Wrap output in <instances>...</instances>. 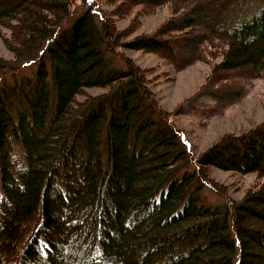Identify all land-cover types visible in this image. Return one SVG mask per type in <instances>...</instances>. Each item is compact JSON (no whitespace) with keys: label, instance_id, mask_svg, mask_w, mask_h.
Returning a JSON list of instances; mask_svg holds the SVG:
<instances>
[{"label":"trees","instance_id":"trees-1","mask_svg":"<svg viewBox=\"0 0 264 264\" xmlns=\"http://www.w3.org/2000/svg\"><path fill=\"white\" fill-rule=\"evenodd\" d=\"M84 4L0 0V264H264V121L196 154L122 51L216 50L211 77L264 76V0H121L173 10L129 40ZM210 165L260 182L235 199Z\"/></svg>","mask_w":264,"mask_h":264},{"label":"rangeland","instance_id":"rangeland-1","mask_svg":"<svg viewBox=\"0 0 264 264\" xmlns=\"http://www.w3.org/2000/svg\"><path fill=\"white\" fill-rule=\"evenodd\" d=\"M255 1L257 2L253 0V3ZM120 2L121 0L112 3L106 0H87L86 5L92 6L96 14L110 13L117 29H130L124 36L126 40L153 32L173 13L169 4L155 9L137 4L125 10L119 8ZM76 3L79 5L80 1ZM200 28L201 24L196 28L197 31ZM11 31L10 27L0 25V57H13V52L6 42ZM174 48L179 53L177 59L191 53L179 44H174ZM122 51L148 70L153 91L161 105L171 112V119L184 131L196 154L227 133H240L264 121V76L247 78L243 74L248 70L242 69L232 73L234 76L228 79L230 85H226L227 80L223 76H229L231 73L222 77H211L215 63L221 58L216 50H212L205 59L194 60L183 67L174 65L154 52L125 48ZM100 90L89 89L91 92ZM214 91L217 96L210 94ZM223 94H226L228 99H224ZM208 176L235 199L242 198L260 182L255 173L244 174L211 165L208 167ZM205 192L213 203L222 200V197L210 188L205 189Z\"/></svg>","mask_w":264,"mask_h":264}]
</instances>
